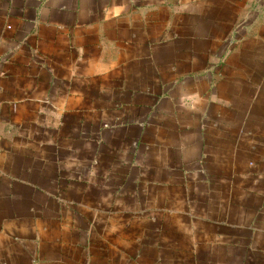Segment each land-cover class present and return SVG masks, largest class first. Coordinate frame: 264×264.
I'll use <instances>...</instances> for the list:
<instances>
[{"label":"crops","instance_id":"0c3cea01","mask_svg":"<svg viewBox=\"0 0 264 264\" xmlns=\"http://www.w3.org/2000/svg\"><path fill=\"white\" fill-rule=\"evenodd\" d=\"M0 264H264V0H0Z\"/></svg>","mask_w":264,"mask_h":264}]
</instances>
